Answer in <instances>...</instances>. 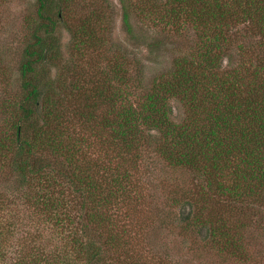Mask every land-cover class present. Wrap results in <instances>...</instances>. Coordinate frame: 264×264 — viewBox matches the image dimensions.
I'll return each instance as SVG.
<instances>
[{"label":"trees","instance_id":"trees-1","mask_svg":"<svg viewBox=\"0 0 264 264\" xmlns=\"http://www.w3.org/2000/svg\"><path fill=\"white\" fill-rule=\"evenodd\" d=\"M67 1L37 0L36 28L19 65L23 97L10 107L0 136V164L20 189L0 201L23 200L36 210L68 247V256L57 255L60 263L140 264L129 235H118L117 226H129L131 216L116 205L135 197L140 153L152 145L168 165L204 179L194 196L184 198L189 218L180 202V222L204 233L207 247L246 258L244 231L259 218L253 209L264 208V0H136L124 6L126 24L127 10L134 8L146 17L182 19L199 37L197 47L174 58L172 70L155 77L136 104L129 99L126 66L116 59L67 85L70 66L59 59L51 61L62 68L56 77L40 72L45 53L55 60L60 51L55 31ZM103 16L92 9L65 24L75 49L101 46ZM244 32L257 38L248 49L238 45L236 67L220 71L231 38L246 37ZM170 98L185 109L179 123L168 117ZM22 256L14 262L31 264ZM47 256L41 260L54 262V253Z\"/></svg>","mask_w":264,"mask_h":264},{"label":"rangeland","instance_id":"rangeland-1","mask_svg":"<svg viewBox=\"0 0 264 264\" xmlns=\"http://www.w3.org/2000/svg\"><path fill=\"white\" fill-rule=\"evenodd\" d=\"M164 1L156 0L157 3ZM65 3L67 9L60 10L61 20L55 31L60 49L58 56L50 60L45 53L44 61L39 64L40 72L46 75L48 71V77H56L62 68L60 63L56 66L51 61L59 59L61 64L67 63L70 70L64 75L65 85L76 77L83 82L87 76H80L81 73H90L91 68L97 67L103 70L116 59L126 66L127 83L133 88L129 99L136 104L155 77L172 70L174 58L191 53L199 41L198 32L182 19L179 22L153 15L146 17L131 8L127 10L126 24L123 7L132 6L136 0H68ZM36 6L37 0H0V136L6 129L4 121L9 119L10 107L17 106L23 97L19 65L23 50L32 42L37 21ZM92 9L104 13L103 43L97 49L88 45L75 49L65 24L77 23ZM158 11L162 12V8ZM155 18H159L158 21ZM245 35L239 33L231 38L229 50L222 55L220 71L236 67L242 60L238 45L245 44L248 49L250 42L257 38L248 33ZM184 110L177 98L168 100V117L172 121L181 122ZM140 154L142 159L133 176L135 197L125 207L119 203L116 205L118 212L126 210L131 216L129 226H117L120 229L118 235L123 238L129 235V248L140 259V264H264V208L253 209L259 218L253 219L251 230L244 231L248 248L246 258L220 253L206 246L204 233L187 230L179 219L181 201L185 214L190 217L188 199L184 198L194 196L199 189L196 184L204 182L202 176L189 168L168 165L152 145L145 147ZM16 179L5 165L0 164V200L3 195L10 199L20 189ZM175 197L181 199L178 206L171 204ZM36 214V210L23 200L0 201V264H16L14 261L19 255H26L31 264H66L60 263L57 255L60 258L68 256V247ZM113 252L114 249L109 253ZM52 253L54 262L41 260L45 254ZM3 255L6 256L1 258ZM75 264L87 263L82 259Z\"/></svg>","mask_w":264,"mask_h":264}]
</instances>
